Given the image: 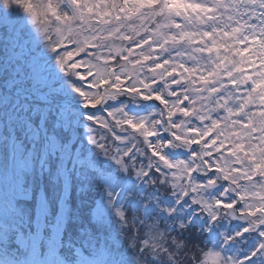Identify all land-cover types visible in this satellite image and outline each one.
I'll use <instances>...</instances> for the list:
<instances>
[{
  "label": "snow or ice",
  "instance_id": "6c2138e0",
  "mask_svg": "<svg viewBox=\"0 0 264 264\" xmlns=\"http://www.w3.org/2000/svg\"><path fill=\"white\" fill-rule=\"evenodd\" d=\"M0 264H264V0H0Z\"/></svg>",
  "mask_w": 264,
  "mask_h": 264
}]
</instances>
